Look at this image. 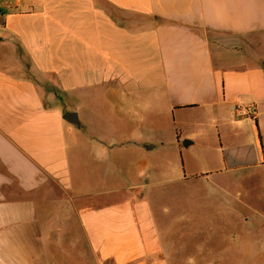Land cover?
Listing matches in <instances>:
<instances>
[{
    "label": "crops",
    "instance_id": "1",
    "mask_svg": "<svg viewBox=\"0 0 264 264\" xmlns=\"http://www.w3.org/2000/svg\"><path fill=\"white\" fill-rule=\"evenodd\" d=\"M206 130L264 168V0H0V264H168L148 197Z\"/></svg>",
    "mask_w": 264,
    "mask_h": 264
},
{
    "label": "rangeland",
    "instance_id": "2",
    "mask_svg": "<svg viewBox=\"0 0 264 264\" xmlns=\"http://www.w3.org/2000/svg\"><path fill=\"white\" fill-rule=\"evenodd\" d=\"M204 135L198 144L208 146V163L187 159L185 174L176 155L174 177L186 180L158 187L148 197L156 219L170 225L160 227L165 245L160 257L168 264H264V168L213 176L211 150L217 141L207 130ZM170 206L174 210L163 215L161 210Z\"/></svg>",
    "mask_w": 264,
    "mask_h": 264
},
{
    "label": "water",
    "instance_id": "3",
    "mask_svg": "<svg viewBox=\"0 0 264 264\" xmlns=\"http://www.w3.org/2000/svg\"><path fill=\"white\" fill-rule=\"evenodd\" d=\"M63 119L67 122H69L70 124H73V125H77V126H80L81 122L79 120V116L77 113H67L65 114V116L63 117Z\"/></svg>",
    "mask_w": 264,
    "mask_h": 264
},
{
    "label": "built area",
    "instance_id": "4",
    "mask_svg": "<svg viewBox=\"0 0 264 264\" xmlns=\"http://www.w3.org/2000/svg\"><path fill=\"white\" fill-rule=\"evenodd\" d=\"M237 116L245 118H254L255 109L253 107L237 110Z\"/></svg>",
    "mask_w": 264,
    "mask_h": 264
},
{
    "label": "trees",
    "instance_id": "5",
    "mask_svg": "<svg viewBox=\"0 0 264 264\" xmlns=\"http://www.w3.org/2000/svg\"><path fill=\"white\" fill-rule=\"evenodd\" d=\"M256 127L258 128V124H257V122H256ZM259 139H260V137H259Z\"/></svg>",
    "mask_w": 264,
    "mask_h": 264
}]
</instances>
